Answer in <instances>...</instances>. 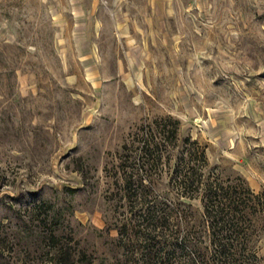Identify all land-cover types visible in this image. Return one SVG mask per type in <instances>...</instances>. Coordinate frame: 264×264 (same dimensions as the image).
<instances>
[{
	"label": "rangeland",
	"instance_id": "374dc122",
	"mask_svg": "<svg viewBox=\"0 0 264 264\" xmlns=\"http://www.w3.org/2000/svg\"><path fill=\"white\" fill-rule=\"evenodd\" d=\"M165 117L179 122L177 143L140 172L160 201L200 220V202L167 187L186 137L207 173L264 200V0H0V264H58L60 249L93 264L115 255L130 207L123 146L137 165Z\"/></svg>",
	"mask_w": 264,
	"mask_h": 264
},
{
	"label": "trees",
	"instance_id": "16d2710c",
	"mask_svg": "<svg viewBox=\"0 0 264 264\" xmlns=\"http://www.w3.org/2000/svg\"><path fill=\"white\" fill-rule=\"evenodd\" d=\"M178 131L179 122L171 117L154 121L137 146V165L128 164L133 155L123 146L125 156L117 182L130 207L121 220L116 218V254L101 264H260L252 239L256 211L260 207L264 213V200L239 177L225 182L207 173L204 149L195 140L183 139L167 187L178 199L200 202L196 225H191L187 211L168 200L160 201L155 195L156 183L150 176L140 175L157 171L163 157L160 149L176 144ZM177 212L179 226L174 225ZM56 255L58 264H93L63 258L66 254L61 249Z\"/></svg>",
	"mask_w": 264,
	"mask_h": 264
}]
</instances>
